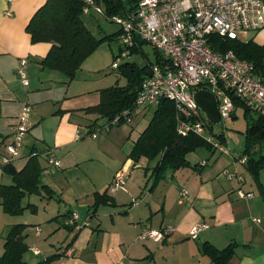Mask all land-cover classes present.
<instances>
[{"label": "crops", "instance_id": "obj_1", "mask_svg": "<svg viewBox=\"0 0 264 264\" xmlns=\"http://www.w3.org/2000/svg\"><path fill=\"white\" fill-rule=\"evenodd\" d=\"M45 1L0 0V143L4 148L23 106L28 105V130L19 156L11 165L19 170L37 153L44 168L46 152L52 150L61 167L50 174L41 171V185L52 190L51 196L41 191L36 195L39 201L33 200L31 194L24 197L23 205H35V212L24 215V211L20 219L4 223L2 229L7 230L0 231V255L8 228L23 223L33 225L24 230L27 229L24 240L29 246L30 256L25 259L28 264L52 254H61L53 264H214L201 250L204 242L219 249L235 244L227 264H264V200L259 184L253 178V183L249 182L244 175L248 170L235 160L239 152L223 157L207 149V156L200 158L195 154L194 160L187 155L191 163H199V169L184 167L168 171L154 185L152 168L156 160L141 157L135 162L129 157L135 140L146 126L129 145L118 138L116 151L110 152L106 146L111 144L108 137L94 141L97 136L90 135L89 130L99 123L95 121L97 115L82 110L96 105L100 92L92 93L85 86L72 96L68 92L62 96L60 91L42 94L38 86L36 91L29 89L33 78L42 82L41 87L46 82L47 89L56 81H64L54 70L40 65L51 44L32 43L26 30L30 18ZM250 39L263 44L264 25L253 31ZM21 58L27 61V86L16 72ZM78 95L81 97L76 98ZM82 127L91 140H81ZM39 144L43 148L39 149ZM0 151L2 155L4 150ZM84 164L88 165L81 174L74 173ZM227 168L236 169L244 177L242 188L252 192V197H238L236 189L241 184L226 176ZM117 171L125 173V180L111 191L109 186ZM260 172L259 182L264 190ZM5 175L0 160L1 183ZM70 189L72 195H68ZM182 189L188 191L186 196L182 195ZM95 192H106L114 204L93 207ZM0 210L1 219H5L1 205ZM73 212L77 218L70 224ZM199 222L208 223L209 228L193 239L189 232ZM166 225L173 229L161 242L137 238L145 227L159 229ZM30 247H36L39 254H34ZM65 249L70 250V255L64 253Z\"/></svg>", "mask_w": 264, "mask_h": 264}, {"label": "built area", "instance_id": "obj_2", "mask_svg": "<svg viewBox=\"0 0 264 264\" xmlns=\"http://www.w3.org/2000/svg\"><path fill=\"white\" fill-rule=\"evenodd\" d=\"M263 5L262 0H139L135 9L127 15L113 16L112 21L120 29V55L128 56L131 48L143 42L153 48L156 56L138 90L135 110L156 106L161 100H170L176 108V133L179 136L194 134L204 137L213 149L229 153L225 143L213 131L212 122L197 106L194 93L197 90L212 93L219 121L231 117L235 111V100L264 115V81L253 72L251 63L238 58L231 49L218 51L209 45L213 34L236 39L241 33L260 29L264 25ZM91 10L104 15L95 0H85L83 13ZM26 63V59L21 58L16 70L25 86L29 84ZM118 64L119 57L111 67L117 69ZM29 109L28 105L23 106L10 141L4 145L2 165L13 164L19 156L28 130ZM122 119L130 122L131 114L126 112L115 116L109 123L95 127L90 135L95 137L96 131L108 130ZM235 160L244 164L246 156L235 155ZM60 167V159L48 150L43 173H53ZM225 174L241 184L236 189L239 198L252 197V192L242 188L244 177L236 169L226 170ZM124 180L125 173L117 171L109 190H116ZM187 193L186 189H182L183 196ZM76 218L77 213L73 212L69 223L74 224ZM253 221L259 220L253 218ZM207 228L208 223L199 222L191 228L189 236L196 239ZM172 229L170 225L159 229L145 227L137 238L161 242ZM30 250L39 254L36 247H30ZM64 253L70 255V250L65 249Z\"/></svg>", "mask_w": 264, "mask_h": 264}, {"label": "trees", "instance_id": "obj_3", "mask_svg": "<svg viewBox=\"0 0 264 264\" xmlns=\"http://www.w3.org/2000/svg\"><path fill=\"white\" fill-rule=\"evenodd\" d=\"M95 1L104 11L102 16L111 22H113L111 19L113 16H123L133 11L139 2V0ZM262 1L264 3V0ZM84 6L85 0H46L32 15L26 26L32 43L48 42L51 44L46 55L39 61L40 65L43 68L60 71L69 79L75 76L82 62L104 38H112V35L97 38L92 33L82 18ZM89 13L96 14L92 10ZM119 33L120 29L115 35ZM143 45V42H139L131 48L130 52L140 51L143 53ZM209 45L218 51L233 50L238 58L251 63L253 72L264 81V43L258 44L253 39H231L213 34L210 37ZM149 67L148 59L143 65H137L134 62L118 64V73L126 77V84H114L101 89L99 102L82 109L86 113L96 114L95 121L101 118L106 120V123H98L95 126H103L115 116H122L126 112L132 116L139 110H135L136 96ZM234 104L235 109L242 108L246 120L244 148L236 155L246 156L244 166L259 184L264 200V190L259 182V172L264 169V115L238 100H235ZM231 116L234 118L236 115L232 114ZM176 119L174 103L167 99L161 100L129 153V157L135 162L141 157L156 160V164L152 168L154 185L168 171L184 167L199 169V163H191L187 159L190 152H195L202 147L213 150L211 144L204 137L194 134L179 136L176 133ZM121 122L123 119L117 125ZM91 130L93 131L94 127ZM91 130H89L90 133ZM216 136L221 142H226L224 131L216 133ZM42 170L43 167L37 153L29 157L19 170L9 164L3 165V172L11 176L10 184L0 182V205L5 213L19 215L25 209L35 212V205L31 203L23 205L26 195L41 194V191H44L48 197L51 196L52 190L41 185ZM93 197V207L102 203L114 204L113 199L106 192H95ZM25 228L26 224L23 223H17L8 228L4 236L0 264H28L24 259L25 254L29 251V246L24 240ZM234 248L235 244L232 243L222 249L209 242H204L201 245L203 254L207 255L214 264H227L234 254ZM60 256L61 254H52L39 259L34 264H53L54 260Z\"/></svg>", "mask_w": 264, "mask_h": 264}, {"label": "rangeland", "instance_id": "obj_4", "mask_svg": "<svg viewBox=\"0 0 264 264\" xmlns=\"http://www.w3.org/2000/svg\"><path fill=\"white\" fill-rule=\"evenodd\" d=\"M82 18L85 22V24L88 26V28L92 31V33L97 38H102L106 35H112L111 39L104 38L97 47L92 51V53L82 62L80 68L76 71L75 76L72 79H69L67 75L60 71H56L55 75H59L64 79L63 82H55L53 86H51L50 89H47L48 84L45 82L44 85L39 80L35 81L36 78L32 79V85L29 89H33V91H36L37 88L42 89L40 90L42 94H47L52 92L53 94H57L59 91L61 95H65V93L68 92L72 96V94H76L78 91H80L82 88L87 86L88 88H91L92 93H99L101 89L109 87L114 84L118 85H124L127 82L126 77L123 74L118 73V69H113L111 66L113 62L116 60V58L119 57V64H122L124 62H134L137 65H143L147 62V57L145 54L141 53L140 51H133L130 52L128 56H122L120 55V49L122 48V45L119 40V34L115 35V33L119 30L118 24L109 21L105 17H103L100 14H90V13H83ZM253 31L244 32L240 34V39L242 40H248L251 38ZM52 70V69H51ZM50 71V70H46ZM119 74V75H118ZM61 80V79H58ZM66 81V82H65ZM69 81L70 84L68 83ZM37 84V85H36ZM35 86H38L37 88ZM91 93V92H90ZM81 96H77L76 98H79ZM156 106H145L138 110V112L134 113L131 116L130 122H121L119 125H113L109 129L112 131L118 130V132L109 134L108 130L102 129L100 132L96 131L95 134L97 138L92 139L91 136L86 135L85 128H81V140H98L101 137H108V142L111 144H107L106 146L109 148L108 150L116 151L117 145L115 142H119V139L123 142H125L126 145H129L131 140L136 138L138 132L144 128V126L147 125L149 119L152 116V113L154 111ZM56 109L58 107H55ZM236 116L230 117L225 120H220L217 123L212 122V129L214 132H221L224 130L226 135V142L225 146L227 149H229V153H222L218 149H213L216 151L218 155H221L225 157L226 155L230 154H236L237 152H241L244 148V131L246 128V120L243 115L242 108H236L234 113ZM100 124L106 123V120L101 118L99 119ZM6 140V139H4ZM10 141V140H8ZM7 141V142H8ZM39 149L43 148L41 144L37 145ZM4 150L3 143H0V150ZM1 152V151H0ZM3 152V151H2ZM198 155L200 158L204 155H208V150L204 147L197 149L195 152H190L188 157L192 158L194 160V155ZM198 157V158H199ZM189 158V159H190ZM0 160H2V156L0 154ZM103 161V160H102ZM95 165H98V162H95ZM88 164L82 165L78 170L74 171V173L81 174L85 168H87ZM226 170H233V169H226ZM86 172V171H85ZM245 178L253 183V177L250 174L249 171H244ZM44 180L47 178L43 177ZM253 178V179H252ZM260 178L261 181L264 183V170L260 172ZM3 182L5 184H10L11 179L9 175H5L3 178ZM254 185V184H253ZM37 194H31L33 197V200L39 201V197L36 196ZM68 195H72V189L68 191ZM58 201V200H55ZM34 202V201H32ZM54 202V201H53ZM75 205V204H73ZM1 211V210H0ZM24 215H30V210L25 209ZM3 213V212H2ZM1 214V213H0ZM2 215V214H1ZM5 219H1L0 216V231L3 230L5 233L7 229H2L4 223L8 222L9 219H13V222H15L16 219H20L23 214H19L17 217H14L8 213L3 214ZM260 216V215H259ZM258 218H261V216ZM14 217V218H10ZM28 228H32L33 225L26 226ZM27 229L25 232H27ZM24 232V233H25ZM30 254L29 251L24 256V259L28 260Z\"/></svg>", "mask_w": 264, "mask_h": 264}, {"label": "water", "instance_id": "obj_5", "mask_svg": "<svg viewBox=\"0 0 264 264\" xmlns=\"http://www.w3.org/2000/svg\"><path fill=\"white\" fill-rule=\"evenodd\" d=\"M142 50L149 63L154 64L156 56L153 48L149 45H143ZM146 74H149V71H147ZM194 99L197 106L203 111L209 121L213 123L219 122L218 108L212 93L206 90H197L194 93Z\"/></svg>", "mask_w": 264, "mask_h": 264}]
</instances>
